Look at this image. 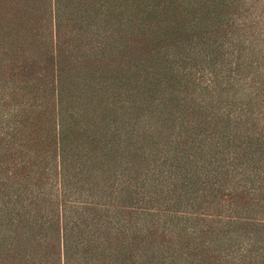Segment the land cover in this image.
Returning <instances> with one entry per match:
<instances>
[{"label": "rangeland", "instance_id": "1", "mask_svg": "<svg viewBox=\"0 0 264 264\" xmlns=\"http://www.w3.org/2000/svg\"><path fill=\"white\" fill-rule=\"evenodd\" d=\"M19 1L13 3L37 9L28 18L24 48L2 63L0 89L2 78L28 96L44 88L53 123L46 147L36 139L25 162L7 142L12 127L3 124L8 114L0 102L1 180L20 164L36 163L49 173L36 189L44 200L56 197L55 184L63 179L75 207L110 194L100 203L112 204V218H100L97 204L88 224L90 232L108 231L119 221L116 263L263 264L264 84L250 82L248 66L258 73L262 60L246 40L264 0ZM57 6L65 26L58 40ZM18 16L8 14L4 24L18 26L11 24ZM258 23L256 35L264 28ZM8 31L0 44L16 45ZM59 77L69 90L67 102H75L71 113H79L62 118L68 128L62 145L54 106ZM61 206L55 199L50 207L60 232L54 264H65L62 228L72 227ZM90 256L72 248L68 264H99ZM50 258L44 250L37 264ZM6 263L0 254V264Z\"/></svg>", "mask_w": 264, "mask_h": 264}, {"label": "trees", "instance_id": "2", "mask_svg": "<svg viewBox=\"0 0 264 264\" xmlns=\"http://www.w3.org/2000/svg\"><path fill=\"white\" fill-rule=\"evenodd\" d=\"M16 1L20 2L19 0H0L1 5L4 3V7H0V9L8 10V13H3V19L0 17V37H4L2 35L5 34V29H9L7 33L8 36L12 35L15 41H19L16 45L13 42L9 44H0L1 70L7 67V64L2 65V63L6 60L8 61V59L10 60L8 56H12V54L13 56H18L17 54L19 51L16 49L22 50L24 48L21 42L23 41L24 43L26 41L24 37L30 35V33H27V30H30L28 28V18L32 17V14L34 15L37 9V7H35L33 11L29 12L27 9L29 6H25L23 3H21L22 6H16L13 3ZM6 3H13L14 6L6 8ZM92 8L93 7L89 8V13ZM43 10V8H39L38 12H43ZM8 14L10 17L20 15L17 21H11V24H18V26L8 28L7 24L9 23L4 24L8 19ZM59 16L62 17V12L57 6L53 19V22H55V31L57 29V34H55L57 40L60 38V34L61 37H65V33L63 32V27L65 26L62 22L60 23ZM257 19H261L264 25L263 10L257 14L256 20L250 22L251 32L246 41H248V45L251 46V55L260 56L262 62L260 65L256 66V69L261 67L262 70L258 73L251 72L253 67L249 65L246 71H250L252 74L250 82H255L257 78L258 82L263 81L262 83L264 84V80L260 79L261 76L264 75V49L260 47L257 42V40H259L257 36L260 35L264 43V28L260 29L258 35L254 34L255 28L260 25ZM6 48L7 50L3 51ZM25 53L26 52H22L20 55L25 56ZM250 62L258 63V61L253 58H251ZM22 66L26 67L24 65ZM243 71L244 70H241V75L244 73ZM2 80L4 84L0 91L2 90L4 93L0 94V102H2L1 108L8 114L7 117L2 114L3 124H6L7 128L12 127V131L9 133L11 140L7 142L11 145H15V148L20 152L19 154H24L22 158L25 162H30L32 157L28 153L30 152L29 147L32 142L36 144V139H38L41 141L40 143L46 147V142L50 137L48 133L49 124L51 122V120L48 119L50 103L47 92L45 93L44 88H41V91L37 90L34 95L29 93L28 96L20 93V91H22L21 89L24 88L6 86L8 83L7 80L3 78ZM57 85L58 89L54 106L56 108V118H59V120L55 119L59 134L58 144L62 145V140H65V132L68 130L66 125L62 124V118L63 120L66 118L65 121H67V119H71L76 115L78 116L79 113L76 112L75 115L70 111V109L74 107L75 102L72 100V97L67 102L69 96L65 94V92H69V90L66 89L65 80L59 77ZM248 87L251 88L252 86L249 85ZM36 97L41 98L35 100L34 98ZM69 103L73 106H65ZM105 110L108 112L109 108L107 107ZM33 114H36V116ZM45 151V148L40 150V152ZM43 159L45 160L44 155ZM1 174L3 173L1 172ZM48 177L49 173H47L46 166L36 163H26L23 165L20 164V168L17 169L13 175L7 176L4 181L0 178V254H2L4 260H7L6 264H37L41 262L39 257L40 253L44 250L47 253V258L51 257L49 264H54V253L57 252L60 247V232H58V228L55 226L56 221L53 217V210H50V207H54L55 199H59L62 205L61 208H65L69 211L68 216L72 224L69 231H66V227L65 229L64 227L62 228L65 232H62L63 244L61 251L65 264L69 263L68 256L71 254L72 248H76L78 251L82 249L85 253L91 255L90 259L99 261V264H122V262L116 263L118 255L115 254V249L112 246L113 242L116 243V241H118L116 237L121 231L118 226L119 221L114 220L113 223L110 224V227H108V231L95 229L97 232H90L89 230L90 228L93 230V226L88 224V221L91 222L93 219L89 218L90 212H93V209H97V207H94L97 206V204H101L100 209H103L104 212L102 216H99L100 218H112L111 211L108 208V205L112 206V204H110V202L108 205L106 203H100L101 201H106V197L110 196V194L106 193L107 196H101L97 199L98 203L94 205H92V202H79L80 206L75 207L77 201L69 202L68 194L71 191L68 192L66 190L67 186L65 184V179H63L58 184H55L57 187L56 197L51 201L50 199L44 200V198L41 197L43 194H41L39 190L36 191V189L42 187L45 184V182L42 181L46 180ZM47 184L52 186L49 182ZM73 185H76V183ZM59 195L61 198H58ZM70 203H73L74 206H69ZM72 214H76V216L74 217ZM57 236L58 244L53 245V241L55 243ZM74 236L77 240L76 242L70 240V237ZM123 248L124 246H122L121 250H123ZM91 263L93 264V262Z\"/></svg>", "mask_w": 264, "mask_h": 264}]
</instances>
